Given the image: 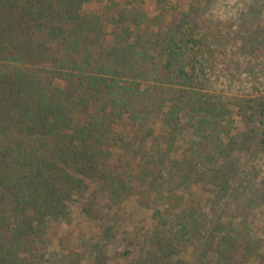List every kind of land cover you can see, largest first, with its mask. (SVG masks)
I'll list each match as a JSON object with an SVG mask.
<instances>
[{
    "label": "trees",
    "instance_id": "obj_1",
    "mask_svg": "<svg viewBox=\"0 0 264 264\" xmlns=\"http://www.w3.org/2000/svg\"><path fill=\"white\" fill-rule=\"evenodd\" d=\"M90 2L0 0V264L44 261L48 230L71 221L74 198L95 183L120 200L141 178L138 166L150 197L165 184H198L232 201L208 220L191 200L164 238L197 246L206 264H264V188L253 179L243 189L229 184L239 172L223 147L230 128L205 91L213 35L193 7L150 15L143 0H128L112 13L109 5L85 11ZM138 123L157 146L149 164L125 154L133 147L125 127ZM189 128L194 138L173 154ZM229 205L243 213L231 215ZM157 258L151 251L149 263L167 264Z\"/></svg>",
    "mask_w": 264,
    "mask_h": 264
},
{
    "label": "rangeland",
    "instance_id": "obj_2",
    "mask_svg": "<svg viewBox=\"0 0 264 264\" xmlns=\"http://www.w3.org/2000/svg\"><path fill=\"white\" fill-rule=\"evenodd\" d=\"M127 1L92 0L84 9L107 10L109 5L112 13L116 4L129 6ZM141 6L150 15L161 11L175 15L193 7L201 28L213 35L217 57L214 69L208 72L205 91L217 101L224 123L230 128L228 134H223V147L231 156L228 163H236L239 172L229 184L243 189L249 184L247 179H253L264 188V0H143ZM123 122L122 119V125ZM139 124L137 129L125 127L133 143L125 154L131 158L138 152V163L149 164L150 151L157 146L150 138L142 139L144 130ZM151 126L158 135L161 121ZM192 131L189 128L181 133L177 144L183 148L175 146L173 154L177 148L182 156V150L194 138ZM138 168L141 178L120 200L95 183L85 194L76 196L70 206L71 221L52 222L45 260L38 264H150L151 251L159 262L167 264H206L197 246H177L170 236H164L170 227L178 228L179 213L191 200L199 209L195 213L198 218L201 210L208 220H216L223 202H232L229 194H218L215 199L216 191L211 185L173 189L165 184L150 197L149 176L145 177L143 167ZM227 209L231 215L243 213L236 205ZM232 220L237 224V219ZM199 239L203 245L210 239V231L203 230Z\"/></svg>",
    "mask_w": 264,
    "mask_h": 264
}]
</instances>
